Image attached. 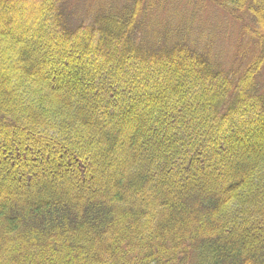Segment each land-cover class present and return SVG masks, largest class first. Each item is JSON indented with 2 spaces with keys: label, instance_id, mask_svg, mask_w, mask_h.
Returning a JSON list of instances; mask_svg holds the SVG:
<instances>
[{
  "label": "trees",
  "instance_id": "16d2710c",
  "mask_svg": "<svg viewBox=\"0 0 264 264\" xmlns=\"http://www.w3.org/2000/svg\"><path fill=\"white\" fill-rule=\"evenodd\" d=\"M100 1L0 0V264H264V0L228 71Z\"/></svg>",
  "mask_w": 264,
  "mask_h": 264
},
{
  "label": "rangeland",
  "instance_id": "374dc122",
  "mask_svg": "<svg viewBox=\"0 0 264 264\" xmlns=\"http://www.w3.org/2000/svg\"><path fill=\"white\" fill-rule=\"evenodd\" d=\"M128 1L131 0H118V5L124 6ZM152 1L146 0V2ZM107 2L109 0L105 3ZM94 4H97V0H83L80 10L86 11L93 7ZM68 8L71 13H78L75 10H71V5ZM15 9L9 5L2 6L0 8L1 18L6 12H15ZM150 11L152 12L153 20L149 24L156 31L169 25V28H178L187 32L185 33L186 35L188 34L187 37L195 40L197 45H200L199 47H207V49L211 50L213 60L223 62L227 71L237 68L236 62L238 68L239 66L241 68L252 57L251 55L255 53L254 42L246 31L247 29L243 22L237 17H231L224 9L219 8L214 0L213 2L210 0H159L153 4V8ZM6 28H3V30H7ZM37 73L40 74L41 71H37ZM259 80L264 86V71ZM77 82L79 81H71L70 83L63 81L58 85V91L64 93L70 87L77 85ZM79 84L82 85L83 82L80 80ZM158 105L160 106L161 103H158ZM95 114L97 112L94 110L93 115Z\"/></svg>",
  "mask_w": 264,
  "mask_h": 264
}]
</instances>
